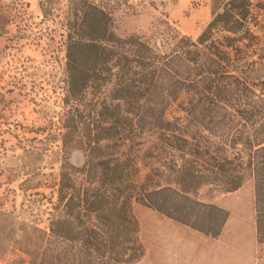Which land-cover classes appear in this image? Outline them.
Instances as JSON below:
<instances>
[{"label": "trees", "instance_id": "1", "mask_svg": "<svg viewBox=\"0 0 264 264\" xmlns=\"http://www.w3.org/2000/svg\"><path fill=\"white\" fill-rule=\"evenodd\" d=\"M252 1L212 0L193 41L164 20L150 37L118 36L103 3L69 0L62 148L84 162L62 163L48 233L17 240L28 264H138L134 201L218 238L229 213L207 199L249 181L264 245V38ZM173 105L184 116L171 121Z\"/></svg>", "mask_w": 264, "mask_h": 264}, {"label": "rangeland", "instance_id": "2", "mask_svg": "<svg viewBox=\"0 0 264 264\" xmlns=\"http://www.w3.org/2000/svg\"><path fill=\"white\" fill-rule=\"evenodd\" d=\"M119 36H151L164 20L196 41L212 20V0H98ZM252 31L264 38V0H253ZM69 0H0V264H28L17 244L25 229L45 233L57 204L65 158L84 154L62 148L66 30ZM264 79V71H260ZM167 119L182 118L173 105ZM148 144L139 146L140 157ZM140 182L145 170L140 164ZM204 195V194H203ZM229 213L223 234L205 236L133 203L146 254L138 264H264L257 243L253 181L207 199Z\"/></svg>", "mask_w": 264, "mask_h": 264}]
</instances>
